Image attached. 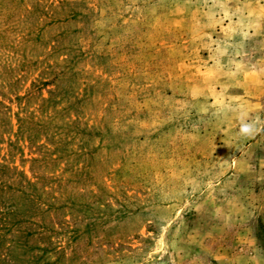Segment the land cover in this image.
I'll list each match as a JSON object with an SVG mask.
<instances>
[{"label": "rangeland", "instance_id": "1", "mask_svg": "<svg viewBox=\"0 0 264 264\" xmlns=\"http://www.w3.org/2000/svg\"><path fill=\"white\" fill-rule=\"evenodd\" d=\"M0 264H264V0H0Z\"/></svg>", "mask_w": 264, "mask_h": 264}]
</instances>
